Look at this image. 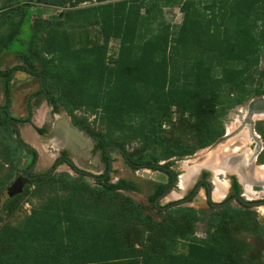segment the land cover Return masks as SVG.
Returning <instances> with one entry per match:
<instances>
[{
	"label": "trees",
	"instance_id": "16d2710c",
	"mask_svg": "<svg viewBox=\"0 0 264 264\" xmlns=\"http://www.w3.org/2000/svg\"><path fill=\"white\" fill-rule=\"evenodd\" d=\"M32 1L27 6L19 4L3 10L0 0L1 24L9 27L0 31V56L16 54L20 59L7 69L0 64L6 99L0 105V127L17 141L15 151L27 150L33 155L28 165L36 161L38 151L18 137L7 117L11 116L12 123H32L44 134L46 128L33 123L32 100L41 94L53 113L66 111L71 116L74 124L94 140L106 161L108 146L118 145L126 152L125 145L97 130L86 114L95 118L99 114L110 132L123 133V140L142 139V149L126 152L129 160L136 157L140 162L184 158L212 144L223 132L220 124L228 111L264 95V0ZM74 1L93 4L67 9L58 18L34 20V16H43L39 3L66 5ZM166 6L180 8L181 23L175 26L167 22ZM26 24L30 38L24 49L15 50L13 44L21 39ZM98 25L105 43L83 48L74 44L71 30ZM113 38L121 43L116 55L109 53ZM17 72L42 80L41 89L29 98L26 117H16L9 111L11 82ZM173 106L182 113L189 112L181 123L184 129H197L195 146L166 133L164 121L171 116ZM79 111H85V115H79ZM19 166L14 164L15 170L24 169ZM65 174L66 185H75L77 177ZM79 174L83 179L80 190L93 196L97 204H113L127 221L149 227L146 249L135 247L124 235H129L126 229L119 230L93 216L72 215L68 206L57 207L53 201L49 208L32 213L22 227L10 229L7 244L0 245V264H236L237 253L230 246L224 248L228 235L211 232L202 242H190L187 252L177 251L172 238L168 245L157 235L165 220L145 212L125 193L133 187L130 180L123 177L114 183L108 177L93 185L85 179V173ZM47 181L53 185L64 182L55 173L41 174L23 193L8 196L3 211L15 206L33 184L44 188ZM178 210L184 212L187 225L199 219L194 208ZM209 222L221 229L234 224L253 228L264 238V218L255 211L227 212Z\"/></svg>",
	"mask_w": 264,
	"mask_h": 264
},
{
	"label": "rangeland",
	"instance_id": "374dc122",
	"mask_svg": "<svg viewBox=\"0 0 264 264\" xmlns=\"http://www.w3.org/2000/svg\"><path fill=\"white\" fill-rule=\"evenodd\" d=\"M1 3L4 7L3 10H5L13 8L19 4L22 6H27L30 3L32 4L33 1L1 0ZM92 4L93 3L91 1L80 4L74 1L69 2L66 5H46L44 3H39L38 5L43 8V16H34V20L58 18L63 13V11H66L67 9L82 8ZM164 13L168 23L170 22L176 26L182 22L183 14L179 7L166 6L164 7ZM1 21L2 19L0 17V31H7L9 27L7 25L3 26ZM71 33L75 38L73 41L77 47L83 48L93 43H105V38L100 25L91 26L88 29L83 27L75 28L74 30H71ZM30 35L31 30L29 25L26 24L23 32L20 35L21 39L16 40L13 44L14 49H24L26 47V42L30 38ZM120 44V39H111L109 42V53L116 55L120 48ZM18 63H20V59L16 54H3L0 56V64H2L3 69L12 67ZM261 69L264 70V57L262 58ZM41 87V78L32 76L25 72H17L11 82V104L9 107L11 114L16 117L28 116L29 98L35 91L41 89ZM5 102V84L3 79H0V105H4ZM40 106L41 108L39 111L41 113L42 110L45 111V109L46 111L47 109H49L50 112L52 111V106L48 104L44 94L35 96L32 100V108L34 113L33 117L35 116L34 118L37 124H42L43 122L42 116H40V114H38L39 112L37 111V108ZM242 108V105H236L224 115L222 122L223 125L225 124V126H227V129H232L236 125L237 122L235 120L237 118V113L240 112ZM36 111L38 112L37 115H35ZM65 114L67 115L68 119H71V116L66 111H63L62 115H60V113L52 114L53 120H55L57 117L55 125L60 134H63L66 131V127L62 124L69 123L67 120H64L65 122H60V120L64 118ZM78 114L85 115V111L84 113L79 111ZM86 115L97 130L106 133L105 135L108 137H112L115 140L123 142L126 152L132 153L133 151L142 149L144 145L142 139H133L132 141L123 140V133L121 131L116 132L114 130L113 132H110V127L106 122L99 118V114L97 118H95L94 115ZM188 115V111L182 113V111H178L176 107L173 106L171 116L166 118L164 121V128L166 133L171 135L173 139H179L189 144L193 143L195 146L199 136L197 129H184L185 127L181 123L184 116L186 117ZM15 124L19 126L20 130L22 129L21 126L23 123L15 122ZM44 126L47 127V131H49L50 126L48 124ZM29 128L31 129V132L25 130L22 131V133L20 131V133L22 135V139L26 141L31 147L35 148L34 145L36 144V141L33 136L38 132L31 126H29ZM82 133L87 139L86 142H81L79 137L78 139H70L72 141V145L75 146L72 147L76 150L75 153L77 154L74 155L75 160L81 169L100 175V173L104 170V165L102 162H100L101 159L97 155L91 153V148L94 145L92 138L84 130H82ZM241 144V141H238L234 146ZM14 146H18L17 141L13 137H10V134L8 135L4 128L0 127V187H2L0 190V245H3L4 247L5 244H7L11 228L22 227L23 223L28 217L32 215V213L39 210L43 211L44 209H47V207L49 208V204L53 203L54 201L56 206L61 204L68 206L69 212L72 213V215H79L80 213L81 215L85 214L87 216H93L94 219H100L104 223L115 225L119 230L122 228L126 229L129 235L124 234V232L123 234L131 238L133 245L142 250L146 249V247L149 245L150 239V230L148 226L145 224L138 225L133 223V221H127L118 210H115V206H113V204L110 205L111 207L108 206L107 203L102 205L97 204L93 196L90 197L86 191L80 190L82 187V176L70 167L58 166L51 172L52 167L55 164V160L59 156V152L55 151L53 144L48 140H45L44 145L37 144L38 147L36 148H38V157L33 163L35 164L34 168L32 169L33 173H55L57 177L63 179L64 182H59L53 185L47 181V184L44 188H37V186L33 184L30 190L23 194L15 206L11 207L7 211H3V204L8 197L7 187L16 179L18 172L22 174L24 173L26 167L29 166L28 164L32 163L31 161L33 158V155L28 153L27 150L20 149L15 151ZM56 150H58V148ZM197 150L198 149H196V151ZM146 151L149 152L150 150ZM110 154L113 159L111 178L115 183L120 177H126L128 171L123 161L124 157L119 150L112 148L110 150ZM193 154L181 159L177 158V165L183 169L187 161H191L195 158V154ZM13 163H18V165H20L19 167L22 166L24 169L18 171L15 170ZM182 171L184 172V170ZM65 173H70L74 177H77L75 178V185H66L68 176ZM84 177L93 185L100 184L99 181L89 175H85ZM183 191V189L177 188V193L174 192L172 195L167 197L163 203L178 197L179 194H183ZM125 193L131 196L129 192L126 191ZM120 202L122 201L120 200L118 203ZM183 213L184 212H180L178 208H173L170 211L161 213H157L156 211L152 212L154 216L158 217L159 221L165 220L164 225H162V227L157 231L160 241H164L169 245L170 241H168V239L172 238V245L174 243L177 251L179 250L187 252L190 242H202L204 239L209 238L211 232H216L220 236L228 235L225 238L228 240L223 242V244L226 245L224 248L228 249V246H230L233 249L231 251L237 253L236 257L239 256V258L237 259V262H235L236 264H264V238L261 232H256V230L253 228H245L244 226H239L237 224L221 229L217 226H211L209 221L205 222L199 220H195L191 222V224L187 225L188 220Z\"/></svg>",
	"mask_w": 264,
	"mask_h": 264
},
{
	"label": "flooded vegetation",
	"instance_id": "af4514ba",
	"mask_svg": "<svg viewBox=\"0 0 264 264\" xmlns=\"http://www.w3.org/2000/svg\"><path fill=\"white\" fill-rule=\"evenodd\" d=\"M260 96L263 95L254 96L239 104L243 108L237 113L236 125L232 129H227L221 122L222 134L212 144L198 148L194 153L195 158L187 161L183 169L177 165V157L159 162H140L136 157L129 160L125 150H119L128 171L126 175L128 178H125L133 183L131 190L124 191L129 192L131 197L144 207V211L151 214L153 211L161 213L173 208L188 207L194 208L198 220L205 222L214 216H223L233 211L244 213L249 210L255 211L264 218V113L262 111L253 113L250 110V102ZM18 132L20 134V131ZM73 138L78 139L76 136ZM222 138L224 139L217 144ZM86 141L87 139L84 142ZM92 141L94 145L91 153L97 155L104 165L100 175L81 169L74 157L77 155L76 150L71 146L55 149L59 156L52 170L64 164L97 181L104 182L111 177L113 159L111 164L106 151L108 157L106 161L104 153L97 149L93 139ZM238 141L242 144L234 146ZM26 170L17 176L25 175ZM30 175L32 178L28 184L32 183L33 176L41 174L33 173L31 170ZM121 178L123 177L115 183L120 182ZM170 187V193L159 202V206L155 205L156 198ZM177 188L183 189V194L163 203L167 197L174 192L177 193Z\"/></svg>",
	"mask_w": 264,
	"mask_h": 264
},
{
	"label": "water",
	"instance_id": "95a60500",
	"mask_svg": "<svg viewBox=\"0 0 264 264\" xmlns=\"http://www.w3.org/2000/svg\"><path fill=\"white\" fill-rule=\"evenodd\" d=\"M250 110L251 112H260L262 111V113H264V95L263 96H260V97H257L255 99H253L251 102H250ZM9 123L11 124V126L20 131V128L17 124L15 123H12L11 122V116H8L7 117ZM70 126H71V131L73 133L76 134V136L81 133H82V130H80V128L78 126H76L74 124V122L72 121V119H70ZM70 131V132H71ZM83 137L82 138H79V140L81 142H84L85 141V136L84 134L82 135ZM19 138L22 139V135L21 133L19 134ZM224 138L220 139L217 141V144L220 143ZM84 140V141H83ZM112 148H117L119 149L120 151H124V149L121 147V146H118V145H110L107 147L106 151L108 152L109 154V159H110V162L112 161L111 159V155H110V150ZM112 164V162H111ZM35 164H33L28 170H26L25 172V175H20V176H17V178L7 187V191H8V196L10 197H14L16 195H19L21 193H23L28 185V181L31 180V175H30V171L34 168ZM158 166H161V165H158ZM37 176H40V175H35L33 176V179H36ZM170 189L171 187L166 190L162 195H160L159 197L156 198L155 200V205L159 206V202L165 197L167 196L169 193H170ZM130 194V193H129ZM162 209H166L167 207H161Z\"/></svg>",
	"mask_w": 264,
	"mask_h": 264
},
{
	"label": "crops",
	"instance_id": "0c3cea01",
	"mask_svg": "<svg viewBox=\"0 0 264 264\" xmlns=\"http://www.w3.org/2000/svg\"><path fill=\"white\" fill-rule=\"evenodd\" d=\"M40 108H41V106L39 108H37V111L39 113L36 111L35 115H37V113L40 114V116H42V118H43V122H42V124H37L36 121H35V118H34L35 116H34L33 117V123L34 124L36 123L37 126H39V127L46 128V132L44 134H41L34 128L32 123H25V124H22V126H21V128H22L20 130L21 133H22V131H25V130H27L28 132H31V129L29 128V126H31L33 129H35L38 132L36 135L33 136V138L36 141L35 142L36 144L34 145L35 149H38V148H36V147H38L37 144L44 145L45 140L50 141L53 144L54 149L64 148V147H67V146H71V148L73 149V147H75V146L72 145V141L70 140L71 136L68 135V133H67L68 131H65V133H63V134H60L58 132V130L56 128V125H55V123L57 121V119H56L57 117L55 118V120H53V117H52V114H55V113H53L52 111L50 112L49 109H47V111H46V109H45V111L42 110V113H41L39 111ZM46 124H48L50 126L49 131H47V127L44 126ZM68 144H71V145H68ZM61 166H66V165L63 164ZM126 178H128V177L126 176Z\"/></svg>",
	"mask_w": 264,
	"mask_h": 264
},
{
	"label": "bare ground",
	"instance_id": "6f19581e",
	"mask_svg": "<svg viewBox=\"0 0 264 264\" xmlns=\"http://www.w3.org/2000/svg\"><path fill=\"white\" fill-rule=\"evenodd\" d=\"M64 120L69 121V123H64V124H62V125L66 127V130L69 132L68 135L71 136V137H70V139H71V138H73V136H76V134L73 133V132L71 131L70 119L67 118V115H66V114H65L64 118H62V119L60 120V122H65ZM63 130H64V129H63ZM70 131H71V132H70ZM79 135H80V136H79ZM76 137H77V138H78V137L80 138V137H83V136H82L81 133H79ZM63 138H64V137H63ZM74 138H75V137H74Z\"/></svg>",
	"mask_w": 264,
	"mask_h": 264
}]
</instances>
